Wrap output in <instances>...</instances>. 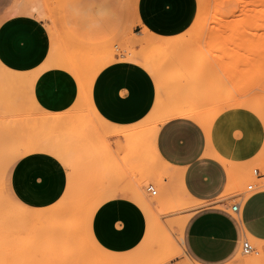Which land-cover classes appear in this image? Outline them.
Masks as SVG:
<instances>
[{
  "label": "rangeland",
  "instance_id": "1",
  "mask_svg": "<svg viewBox=\"0 0 264 264\" xmlns=\"http://www.w3.org/2000/svg\"><path fill=\"white\" fill-rule=\"evenodd\" d=\"M144 1L15 0L13 4L19 2L28 15L44 22L51 38L52 61L73 71L80 99L89 100L92 80L100 69L124 57L130 64L142 65L162 89L156 91L152 118L158 115L160 105L189 107L209 121L206 134L210 135L221 116L230 117L228 128L235 148L225 161L228 183L220 199L235 198L229 206L242 196L245 201L250 196L248 185H253L255 192L264 190V0H180L175 8L158 1L159 9L168 6L173 10V18H180L185 9L191 20L190 27L165 41L147 37L151 34L146 29L143 38L134 35L141 26L138 18ZM76 3L88 6L89 11L74 15ZM35 78L34 73L15 77L0 68V264H167L176 257L190 264L184 253L190 215H180L204 204L185 201L169 176L152 168L145 140L151 126L145 124L130 128L128 155L120 157L122 162L128 159L130 181L137 185L122 194L143 211L144 238L126 254L109 253L96 243L90 231L91 218L109 197L103 194L105 175H91V181H84L81 169L89 165L87 158L94 157L87 152L81 155L80 147L105 141L56 138L57 132L72 136L88 133L91 124L85 113H78L73 122L57 129L59 118L38 114L31 104H35ZM163 96L168 102L161 101ZM81 149L87 151L86 146ZM41 151L51 153L73 171L75 181L54 204L21 203L9 187L11 169L19 159ZM102 158V166L116 163L114 157ZM96 180L102 196L98 188L90 191L88 187L87 182L96 184ZM142 183L154 186L156 195L146 194ZM134 196L142 200L138 202ZM228 214L237 219L230 210ZM244 239L256 253L241 254ZM234 262L264 264V242L240 233L236 250L225 264Z\"/></svg>",
  "mask_w": 264,
  "mask_h": 264
},
{
  "label": "crops",
  "instance_id": "2",
  "mask_svg": "<svg viewBox=\"0 0 264 264\" xmlns=\"http://www.w3.org/2000/svg\"><path fill=\"white\" fill-rule=\"evenodd\" d=\"M14 1L0 0V68L15 77L37 74L32 87L35 104L32 101L31 104L38 114L59 118L57 129L73 122L76 114L85 113L84 118L91 124L90 132H81L79 136L57 132L56 138L105 141L86 142L80 147L81 155L87 152L94 157L87 158L89 165L81 169L84 181H91V175H105L103 194L109 197L92 215L90 231L104 251L130 253L144 238L146 217L134 201L122 194L137 185L130 181L128 159L122 162L120 157L128 155L130 128L152 119L150 113L156 101V91L162 89L142 65L130 64L121 57V61L97 72L91 83L89 100L80 99V85L73 71L52 61L51 38L44 22L32 15L14 13ZM158 1H167L172 8L181 4L180 0H145L140 12L142 18H138L141 26L134 33L138 39L144 37L143 29L151 34L147 37L163 41L175 38L191 26L185 9L180 11V18H173V10L168 6L159 9ZM72 10L74 15H81L89 8L78 7L76 3ZM168 100L166 96L161 98L163 103ZM221 119L207 135L197 123L174 118L160 127L156 137L157 154L162 163L168 164H164L167 175L171 178L177 172L187 196L204 204L180 215H190L184 231V253L190 264H225L236 250L240 233L254 241L264 242V190L252 193L245 200L237 219H231L228 214V203L235 198L220 199L227 188L228 168L214 157L217 154L226 161L235 148L233 133L228 128L230 117L221 116ZM82 146H86L87 151L81 149ZM211 151L216 153L214 157ZM103 156L106 160L114 157L116 163L108 165L105 162L102 166ZM158 167L162 168L161 165ZM173 169L175 173L169 172ZM73 173L51 153L33 152L14 164L9 187L21 203L34 206L54 204L62 197L67 185L75 181ZM95 182H87L90 191L101 188L97 184L99 181ZM147 185H141L145 193ZM99 191L102 196V191ZM134 197L138 202L142 200ZM167 264L184 263L182 258L176 257Z\"/></svg>",
  "mask_w": 264,
  "mask_h": 264
},
{
  "label": "bare ground",
  "instance_id": "3",
  "mask_svg": "<svg viewBox=\"0 0 264 264\" xmlns=\"http://www.w3.org/2000/svg\"><path fill=\"white\" fill-rule=\"evenodd\" d=\"M22 1H25V0H22ZM19 2L18 3H15L13 4V7H12V11L14 13H19V14H27V12L24 10V9H21L19 7ZM135 8V7H134ZM166 38V37H165ZM171 38V37H170ZM140 39V38H139ZM147 39V38H145ZM142 40V39H141ZM165 41V40H164ZM168 41V40H167ZM136 41L134 40L133 43H135ZM145 42V41H143ZM140 43V42H139ZM169 45V44H168ZM141 46V45H140ZM150 49V48H149ZM147 51V50H146ZM126 55V54H125ZM132 56V55H131ZM104 58V57H103ZM131 59V58H130ZM133 59H134V56H133ZM128 61V60H127ZM134 61V60H133ZM83 71V70H82ZM35 74V77H36V73ZM7 77V76H6ZM10 77V76H9ZM11 78H14V77H11ZM148 114V113H147ZM148 116V115H147ZM152 116V115H151ZM147 118V117H146ZM150 118V117H149ZM152 118V117H151ZM174 118H183V119H188V120H191L195 123H197L202 129L203 131H207L208 130V127H209V121L207 119H204V117L200 114V113H197L196 111H194V109L192 108H189V107H182V106H178L176 104H173V105H160L159 107V113L157 116L153 117L151 120H148L146 123H145V126H151L148 131L145 133V140L146 142L148 143L147 145V152L150 154V156L152 157L151 158V165H152V168L154 166L153 169H156L157 168V171H158V166H162V168L160 167L159 169H161V172L163 173L162 175H165L167 176L168 172L166 171V166H168L167 163H162L161 162V158L160 156H158L157 154V151H156V137H157V133H158V130L160 129V127L166 123L167 121L171 120V119H174ZM144 125V122L142 123ZM208 134V133H207ZM207 138V137H206ZM209 138V137H208ZM207 138V139H208ZM210 139V138H209ZM210 142V141H209ZM139 144V143H138ZM209 144V143H207ZM138 150V149H137ZM130 151V150H129ZM212 152V151H211ZM208 154V152H207ZM212 155V157H214V154L213 152L210 153ZM208 154V155H210ZM214 154V155H213ZM217 155V154H216ZM215 155V159L221 161L227 168H228V164L222 159L220 158L219 156H216ZM57 157V156H56ZM149 162V161H148ZM160 164V165H158ZM166 166H165V165ZM150 165V164H149ZM172 168V167H171ZM165 171H163V170ZM156 171V172H157ZM175 169H173L172 171H169V172H174ZM177 171V170H176ZM229 172V171H228ZM171 173V175L173 174ZM177 173V172H176ZM174 174L171 178L169 176L168 180L169 181H172L175 185V188H176V191L178 193L179 196H181L182 198L185 199V201L189 202V203H192L194 202L193 200H191L187 194L184 192L181 184H180V177L178 174ZM160 179H161V176H160ZM138 191L140 193H142L141 189L138 188ZM183 205V204H182ZM151 208V207H150ZM66 217V216H65ZM58 218V217H57Z\"/></svg>",
  "mask_w": 264,
  "mask_h": 264
},
{
  "label": "built area",
  "instance_id": "4",
  "mask_svg": "<svg viewBox=\"0 0 264 264\" xmlns=\"http://www.w3.org/2000/svg\"><path fill=\"white\" fill-rule=\"evenodd\" d=\"M145 191L147 194L152 195V196L156 195L157 193L154 186L149 185V184L146 186ZM247 192L250 193V195L255 192L253 185L247 186ZM244 202L245 201H244L243 196L240 197V200L236 204L230 206V211L233 214L237 215L240 212L241 206L243 205ZM240 251H241V254L244 256L256 253L255 248L247 240L242 241Z\"/></svg>",
  "mask_w": 264,
  "mask_h": 264
},
{
  "label": "snow or ice",
  "instance_id": "5",
  "mask_svg": "<svg viewBox=\"0 0 264 264\" xmlns=\"http://www.w3.org/2000/svg\"><path fill=\"white\" fill-rule=\"evenodd\" d=\"M33 179H35V178H33Z\"/></svg>",
  "mask_w": 264,
  "mask_h": 264
}]
</instances>
